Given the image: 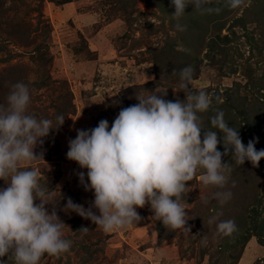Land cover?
Returning a JSON list of instances; mask_svg holds the SVG:
<instances>
[{
	"label": "rangeland",
	"instance_id": "rangeland-1",
	"mask_svg": "<svg viewBox=\"0 0 264 264\" xmlns=\"http://www.w3.org/2000/svg\"><path fill=\"white\" fill-rule=\"evenodd\" d=\"M212 6L222 10L201 14L189 5L179 21L187 26L181 32L171 0H0V105L7 106L12 85L23 82L30 92V114L51 119L54 126L56 116L65 117L35 149L37 154L43 151V159L24 165L40 173L39 183L65 223L64 237L72 241L68 252L45 254L39 264H264V158L253 167L250 161L236 165L231 152L222 157L232 167L226 186L232 197L224 205L211 198L219 189L202 183L204 170L197 171L179 201L188 213L190 233L167 229L149 204L137 208L142 218L138 223L110 233L64 210L68 198L85 208L95 198L79 180L78 173L87 169L66 155L77 130L94 128L102 119L111 128L122 108L139 103L137 95L146 97L156 89L167 92L166 100H186L180 77L164 73L181 70L190 59L197 65L191 90H204L213 100L207 112L198 114L205 127L202 137L212 129L211 113L216 114L213 104L219 97V104L224 103L219 110L243 143L258 138L256 149H264V136H244L246 126L253 125L245 112L254 117L264 113L255 79L248 81L264 74V0H244L235 10L224 7L223 0H213ZM218 136V146L224 148L223 133ZM5 187L0 179V188ZM202 197H209L208 202ZM52 205H46L49 211ZM219 212L223 214L209 225ZM220 220H233L238 230L228 237L218 235ZM82 227L89 230L84 233ZM159 245H169L181 257L170 261L172 249L161 253ZM0 260L14 264L8 256Z\"/></svg>",
	"mask_w": 264,
	"mask_h": 264
},
{
	"label": "clouds",
	"instance_id": "clouds-1",
	"mask_svg": "<svg viewBox=\"0 0 264 264\" xmlns=\"http://www.w3.org/2000/svg\"><path fill=\"white\" fill-rule=\"evenodd\" d=\"M171 4L175 9L173 18L178 21L176 29L181 32L187 26L179 21L189 5L201 14L222 10L212 6L213 0H171ZM243 4L244 0H223V6L231 10ZM194 71L191 65L180 70L179 88L186 100H166L163 96L167 92L156 89L146 97L137 95L139 103L122 108L111 128L102 119L94 128L77 130L76 138L69 140L66 155L87 169L86 173H78L79 180L86 191H94L95 198L87 208L68 198L64 210L90 219L110 233L138 223L142 218L137 208L149 204L167 229L190 233L188 213L179 201L189 192L187 182L199 169L204 170L202 183L219 189L211 198L221 205L231 199L232 192L226 186L232 167L222 157L231 152L236 165L250 161L253 167H259L264 149H256L258 138L245 145L239 131L225 121L222 110L211 117L214 130L207 128L202 137L205 127L198 114L207 112L213 100L204 90H191ZM216 100L222 102L219 97ZM29 104V88L18 82L12 85L7 106L0 105V179L7 185L0 188V258L8 256L14 264H39L45 254L59 257L72 245L64 237L65 223L52 205L50 194L39 183L40 173L24 167L43 159V151L37 154L35 149L43 145V138L52 129L58 130L64 124L65 117L56 116L54 126L51 119L38 120L30 114ZM218 132L223 133L224 152L218 150ZM208 199L202 197L205 203ZM49 204L53 206L51 211L46 207ZM222 214L210 218L209 225ZM216 228L218 235L226 237L238 230L233 220H220ZM80 230L86 233L89 229Z\"/></svg>",
	"mask_w": 264,
	"mask_h": 264
},
{
	"label": "trees",
	"instance_id": "trees-1",
	"mask_svg": "<svg viewBox=\"0 0 264 264\" xmlns=\"http://www.w3.org/2000/svg\"><path fill=\"white\" fill-rule=\"evenodd\" d=\"M218 37H216V39H215V42L216 41H218V39H219V35H217ZM214 38L215 37H212L211 38V42H213V40H214ZM213 48L215 47V46H212ZM171 49L172 50H174V47L173 46H171ZM261 49H264V48H261ZM221 50H222V48H221ZM179 51V50H178ZM187 51V49L185 48V49H183V52H186ZM178 53V52H177ZM158 58H160V56L158 57ZM187 58V60H189V58L188 57H186ZM157 61H158V59H157ZM166 66H167V64H165ZM173 65H175V64H171L170 65V67H168V68H171V67H173ZM187 66L188 65H191L192 66V59H190L189 61H188V63L186 64ZM184 68V66L182 67V69ZM192 68L194 69V70H196L197 69V65L196 66H192ZM174 73H176V76H178V77H180V70L179 69H177V70H173V68H172V70H167L165 73H164V76L165 77H171V75L172 74H174ZM194 73H195V71H194ZM254 75H257V74H254ZM258 75H260V74H258ZM159 76L161 77V75L159 74ZM174 76V75H173ZM253 79H255V83H253L254 84V86H255V84H257V86H258V90L256 91V92H258V93H260V95H258V99L260 100V102L264 105V74H262L261 76H258L257 78H251V79H249L248 81H252ZM239 84V83H238ZM241 86H243V85H241V84H239V86L237 87V90L239 91V95H242L243 94V92H242V90H241ZM236 88V87H235ZM234 89V88H233ZM215 103H217V104H219L220 102H217V100L215 99ZM213 104V106L214 107H217L218 109L217 110H219V106H221V105H224V103H221V104H219L218 106L216 105V104ZM71 104V103H70ZM244 111V110H243ZM243 111H241L240 113H243ZM245 112V111H244ZM261 112H264V107L262 108V111ZM226 113V112H225ZM246 114H247V122L249 123V124H251V123H253V125L251 126L252 127V129H250L249 128V125H247L246 126V129H245V133H244V136H245V139H246V137L248 136V135H250V136H264V113L263 114H260V115H257L256 117H254L251 113H249L248 111H246L245 112ZM213 114V116H214V112H212L211 113V115ZM261 118H262V120H261ZM253 129H255V130H253ZM211 130H213V129H211ZM244 140V139H243ZM218 150H220L221 152H223L224 151V148H222V147H220V146H218ZM73 220H79L80 221V219H78V218H74ZM159 227L161 228V224H159ZM159 228V229H160ZM159 233H160V235H159V242H161L162 241V238H163V235H162V232H161V230H159ZM257 234V233H256ZM240 256L238 255L237 257H236V259H238ZM87 259H89V258H87Z\"/></svg>",
	"mask_w": 264,
	"mask_h": 264
},
{
	"label": "crops",
	"instance_id": "crops-1",
	"mask_svg": "<svg viewBox=\"0 0 264 264\" xmlns=\"http://www.w3.org/2000/svg\"><path fill=\"white\" fill-rule=\"evenodd\" d=\"M170 245V244H169ZM169 245L168 246H163V245H159L160 246V249L161 250H163V251H160L161 253H163V252H165L166 250H168V248H169ZM172 245V244H171ZM171 248V247H170ZM169 248V249H170ZM172 250H170L171 251V257L169 258V259H171L170 261H173L174 259L176 260V258L177 257H181V256H179V252L177 251H174V248H171ZM165 250V251H164ZM243 258V257H242ZM158 261V260H157ZM165 260H162V261H160V262H158V264H162V262H164ZM204 263H206V262H204Z\"/></svg>",
	"mask_w": 264,
	"mask_h": 264
}]
</instances>
